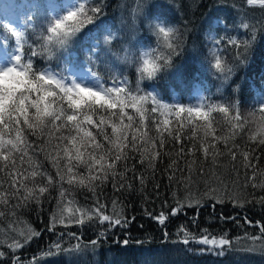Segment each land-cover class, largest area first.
I'll return each mask as SVG.
<instances>
[{
    "label": "trees",
    "instance_id": "1",
    "mask_svg": "<svg viewBox=\"0 0 264 264\" xmlns=\"http://www.w3.org/2000/svg\"><path fill=\"white\" fill-rule=\"evenodd\" d=\"M53 1L56 0H0V24L3 23L5 5L18 6L15 15L20 20L28 45L34 41L43 43L41 32L47 35V28L55 21L49 16ZM79 2V5H85L86 12L90 6L102 5L98 19L86 24L72 38L66 50L54 49L50 55L44 52L33 58L34 69L49 68L62 72L70 57L76 54L78 59L85 60V67H89L105 86L118 79L126 81L124 86L134 94L138 89L141 95L151 92L157 100L170 101L173 109L176 104L192 106L199 99L203 101L205 111L214 110L210 111L208 120L191 117L194 121L198 119L195 128H192L194 122L190 121L186 112L179 117L175 110L166 116L157 112L160 119L169 121L167 126L159 123L158 131V122L151 113L154 105L149 98L144 105L149 116L147 128L141 126V132L147 131L152 143L145 144L137 134L136 148L129 145L123 149L129 158L117 162L114 169L118 174L124 173L125 179L120 181L117 176L113 181L110 171L109 179L103 183L98 180L90 182L89 168L82 163L89 160L93 165V174L100 166L95 165L90 157L104 155L102 163H112L111 155L116 150L108 151L112 146L103 135L98 134L96 127L84 125L91 128L102 148L92 153L90 147L77 143L81 153V159L77 160L75 147L69 143L76 135L74 128L71 135L67 133V127L60 132L49 127L43 134L37 131V135H32L22 125V135L27 137L28 143L33 146L39 144L43 150L35 151L33 147L27 148L24 153L13 151L9 162L0 160V168L8 165V174L0 172V192H4L8 200L7 204L0 203V212L5 213L0 216V253H3L0 264H264V251H244L253 246L261 247V240L253 243L251 238L260 236V227L264 226V204L259 202L264 197V187L261 186L264 185V145L259 144V139L263 137L257 132V125L264 115L258 103L264 97V4L257 2L250 5L247 0ZM151 23L160 24L165 30L172 27L176 32L165 38ZM245 24L247 28L243 27ZM209 28L215 39L223 41L219 46L215 40L207 38ZM4 35L3 29H0V39ZM178 36L182 37L183 43L177 54L170 55L172 49L169 45L175 46ZM229 37L237 40L239 47L229 44ZM106 38L110 43L105 42ZM95 39L100 47L94 51L99 56L89 53ZM14 40L9 34L10 47L14 46ZM243 41L248 42L247 47L241 43ZM28 45L24 46L26 57L30 56ZM145 49L146 59L161 65V70L151 81L136 71L143 63L142 52ZM217 57L222 67L233 69L227 80L218 78L220 73L214 68ZM165 59L169 65L166 68ZM173 94L178 99L175 103L171 98ZM219 105L230 106L229 113L223 115L215 110ZM63 106L67 109L65 102ZM126 111L136 118L134 128L139 126L135 111L132 108ZM237 113L241 117L239 121L235 119ZM100 115L98 110L93 120L98 122ZM250 118H255L254 125L246 131ZM154 120L156 123H153ZM125 123H128L126 119ZM209 123L211 135L207 137V142H214L216 148L225 153L217 157L215 164L211 155L205 159L201 150H197L195 156L188 153L193 144L199 149L203 128ZM57 124L60 122L57 121ZM169 131L172 136H169ZM105 133L111 136L110 126H105ZM161 134L163 148H160ZM131 135L130 130L129 139ZM176 135H179L180 142L174 138ZM253 135H256V140L251 139ZM58 136L66 140H58ZM213 137L220 139L214 141ZM10 138H15L14 131L5 135V139ZM225 141L229 146H238L233 149L237 152L235 161L227 155ZM182 146L185 152L177 156ZM65 148L69 149L68 153L64 152ZM146 148L148 151H145ZM157 151L160 156L153 161L154 170L148 166V158ZM244 151L249 153V167H245L246 162L241 155ZM142 158L145 161L143 164L140 163ZM193 159L196 163L192 165L189 180L185 161ZM53 160L65 177L63 181L57 175ZM173 160H177L184 171H176L173 181L169 182V175L174 169L168 166ZM12 161H15V168L11 166ZM69 166H72L71 174L67 172ZM133 166L135 172L130 170ZM201 168L214 174L208 180V186L220 191L227 189L229 195L236 199H225L222 204L211 199L213 193L208 191L206 178L200 175ZM33 172L37 173L35 177ZM41 172L45 175H40ZM49 175L53 177V183L38 201L30 198L27 204H23L25 190L21 188L16 193L11 187L13 179L23 180L29 189L38 192L39 187L48 184ZM69 176H75L72 184L67 182ZM138 177H143L144 182L141 183ZM81 179L84 180L83 185L79 183ZM113 183L117 185L115 188ZM120 183H124L125 187L120 188ZM128 184L132 187L129 188ZM206 192L208 195H205ZM178 201L183 204V210L172 215ZM18 203L21 206L14 207ZM98 205L103 206L100 212L96 211ZM161 213L165 217L164 224L155 219ZM101 215L112 219L101 222ZM116 218H121V225L114 224ZM77 220L83 222L78 223ZM123 221H128L127 225ZM68 233H74L76 238ZM205 236L210 240L227 238L232 243L224 246L223 255H219V246L199 242ZM185 238L189 240L188 244L183 242ZM125 239L129 241L127 245L122 243ZM93 240L97 241L96 245L91 244ZM57 243L61 250H57ZM77 244L86 247L75 250ZM63 249L74 250L68 252Z\"/></svg>",
    "mask_w": 264,
    "mask_h": 264
},
{
    "label": "snow or ice",
    "instance_id": "2",
    "mask_svg": "<svg viewBox=\"0 0 264 264\" xmlns=\"http://www.w3.org/2000/svg\"><path fill=\"white\" fill-rule=\"evenodd\" d=\"M261 4H264V0H259ZM248 4H255L257 0H247ZM102 12V5L90 6L85 11V5L82 3L78 9L69 11L68 14L64 15L60 19H56L46 30L45 32H41V38L43 43L39 41H34L33 44L28 45V40L25 39V32L17 31L14 23L12 22H4L0 24V29H3L5 35L2 39H0V54H8V50L10 47L9 42V34L11 37L15 38L14 46V54L10 56V62L3 68H0V160L9 162L10 154L13 151H18L24 153L27 148H33L35 151H42L43 149L39 144L33 146L28 143L27 137L22 135L23 129L22 125L26 126L27 130L31 131L32 135H37V131L41 134L44 133L46 129H49L51 126L52 129H55L56 132H60L63 128H68V131L71 132L73 128L76 131V135L72 136L69 143L75 147L76 157L75 159H81L80 148L76 147L77 143L84 147H90L92 153H95L97 149H101L102 145L97 141L96 136L92 131H89L84 125L94 126L98 129V134L103 135L104 139L109 142L112 146L109 149V152H112L115 149V152H112L111 159L112 163H102L105 160V156L101 155L99 158L90 157V159L94 160L95 165H99L100 168L96 170V174H93V165L89 163V160H84L82 163L85 167L89 168V180H98L101 183L109 179V173L111 171V178L113 181L116 180L117 176H119L120 181L125 179L124 173H116L114 171L116 167V163L121 161L122 159H128L126 153L123 152V149H126L131 145L132 148H136L137 139L139 137L144 141L145 144L152 143V138L148 137L147 131L141 132V126L147 128L146 121L148 120V110L144 107L145 103L148 101L149 97L152 100L154 106L151 108V113L155 114L159 112L160 116L169 115L175 110V114L177 117L180 116L181 113H187V117H195L202 118L204 120H208L210 111L214 109H209V111L204 110L203 101L200 102L199 106H189L185 107L182 104H176L174 106H170L167 104H160L156 98V95L153 93H148L146 95L139 94V90L137 89L136 94L133 93L132 90L126 89L124 86L127 82L120 81L118 79H114L110 86H105V83L101 81L98 77H96L95 73L90 68H75V67H67L62 72L54 73L49 69H34L33 67V58L42 55V53L47 52L49 55L51 52L55 50H66L69 44L71 43L72 38L81 31V29L86 24H91L94 20L98 19L99 15ZM30 19V17L28 18ZM5 21L10 20L9 17H4ZM154 29H158L159 33H163L165 38L169 36V34L176 32V29L169 27L165 30L160 24H150ZM243 27L247 28L248 25L245 24ZM212 29L208 30V39L215 40L217 46L223 43L222 40H217L215 37L211 35ZM97 39V38H96ZM96 39L94 44L90 47V54L94 56H99L98 52H95L94 49L99 48L100 45L96 43ZM106 43H110V40L106 38ZM183 43L182 37H177L176 45H169L172 49L170 55L177 54V50L180 48ZM228 43L233 47H239V43L237 40L228 38ZM247 47V41L241 42ZM28 45L30 49V56L25 55L24 46ZM246 59V57H245ZM130 62V58H129ZM167 60L165 59L164 67H168ZM215 70L220 73L218 78H222L227 80L229 76L232 74L233 69L222 67L221 60L217 57L214 64ZM152 72L149 75H155L157 70H161V65L156 64L154 61L152 63ZM90 78H95L97 82L96 86H87L82 81ZM35 96V98H33ZM66 102L67 109L64 108L63 104ZM260 106V112L264 114V97H261L258 100ZM132 108L139 118V126L134 128V124L136 123V118L129 114L126 109ZM30 109H34V114H30ZM70 110V113L69 111ZM101 112L99 121L96 122L93 120V115L97 113V111ZM221 113L228 114L230 111V106L219 105L218 109ZM103 113H107L104 115ZM22 118V119H21ZM115 118V119H114ZM125 119L128 123H125ZM236 120H240L241 117L237 113ZM59 121L60 124L56 122ZM118 121V122H117ZM153 123H156L154 120ZM169 121L167 119L163 120V124L167 126ZM70 126V127H69ZM105 126L111 127V136L105 133ZM157 130L160 131L159 124H156ZM235 127V125H234ZM211 124H207L204 126L203 131L204 135L200 138V146L199 149L196 148V145L193 144L192 148L188 149V153L192 156H195V152L197 150H201L205 159L211 155L212 163L215 164L217 162V157L221 155H225V153L220 152L215 143H208L207 137L211 135L210 132ZM132 131L131 139H129V131ZM15 132V138L5 139V135L10 134L11 132ZM257 132L261 137H264V115L261 116V122L258 125ZM169 136H172V132H168ZM196 135L194 130L193 136ZM79 138V139H77ZM177 142H180L179 135L174 137ZM58 140L64 139L63 136H58ZM192 139V137H189ZM220 138L213 137V140H217ZM251 139L256 140V135H253ZM90 141V143H89ZM259 144L264 145V138L259 139ZM164 146V139L161 134L160 136V148ZM153 147H155L153 143ZM225 147L227 149V155L231 156L233 161L237 158V152L233 149L238 148L237 145L233 144L231 146L228 145L227 141H225ZM69 149L65 148L64 152L68 153ZM145 151H148L146 148ZM185 149L182 146L177 153V156L184 154ZM7 153V154H6ZM243 156V160L246 162L245 167L251 166L249 162V153L244 151L241 153ZM160 156V153L152 152L148 158V166L155 170V164L153 161ZM143 157V154H142ZM145 161L142 158L140 163L143 164ZM187 164V169L189 172L188 179L191 180V172L192 165L196 163L193 159L192 161H185ZM11 166L15 168V161L11 162ZM53 166L57 167V175L60 176V180L63 181L65 179L64 175L61 174L60 168L57 166L55 160H53ZM175 166V167H174ZM8 165L5 164L3 168H0V172L7 173ZM168 168H173L174 171L169 175V182H172L175 177V172L180 171L183 172L184 169L179 167L178 161L173 160ZM131 171L135 172V167L133 166ZM167 171V169H166ZM67 172L69 174L72 173V166L67 168ZM17 176L20 173H16ZM33 177L37 175L36 172L32 173ZM40 175H45V173L41 172ZM200 175L205 177L206 186H208V180L211 179V176L214 174H209L204 171L203 168L200 169ZM255 176V168H253V178ZM141 183L144 182L143 177H138ZM251 179V178H250ZM48 184L46 186H41L38 188V192H33L32 189H29L27 185L23 182V180L13 179L11 181V187L15 189L16 193L20 192V189L23 188L26 192L22 197L23 204H27L30 198L39 200V196H42L47 190L48 187L53 183V177H47ZM75 180V176H69L68 183L72 184ZM80 184H84V180L81 179L79 181ZM222 183V182H221ZM19 184V187L17 186ZM117 185L113 183V187L115 188ZM129 188L132 187L131 184L127 185ZM264 187V185H261ZM0 187H2V182H0ZM120 188L125 187L124 183L119 184ZM159 187V185H157ZM253 187H257V185L253 184ZM208 191L213 193L211 199L216 200L217 203H224L225 199H236L235 197L229 195L227 189L222 191L217 188H212L208 186ZM93 192L95 193V189L93 188ZM63 195V193H61ZM208 195V192L205 193ZM260 203L264 204V197L260 198ZM0 203L7 204L8 200L5 198V193L0 192ZM197 205L200 204V201H196ZM21 204H17L14 207H20ZM191 206V205H189ZM102 205H98L97 212H100ZM183 210V204L178 201L177 208L172 210V215H175L178 211ZM5 213L0 212V216H3ZM101 222L110 221L112 218L108 215H101L99 217ZM158 219L160 224H164L165 217L164 214L161 213L160 216L155 217ZM78 223H82L83 221L77 220ZM128 221H123V224L127 225ZM251 223V222H249ZM259 224V222H257ZM115 225H121V218H116L114 220ZM111 226V225H110ZM260 236L252 237L253 243L256 240H261L262 245L260 248L255 246L244 249L247 252H255V251H264V226L260 227ZM39 235V233H35ZM68 235L75 237L74 233H68ZM185 244L189 243V240L185 238L183 241ZM200 243L204 245H213L219 246L220 252L217 253L219 255H223L224 246H230L231 241L227 238L217 239H209L205 236ZM123 245H127L129 241L127 239L123 240ZM92 245H96L97 241H91ZM86 246H82L77 244L74 246L75 250H82ZM57 250H61L59 243L56 245ZM74 249H63V251L72 252ZM0 256H3V253H0Z\"/></svg>",
    "mask_w": 264,
    "mask_h": 264
},
{
    "label": "rangeland",
    "instance_id": "3",
    "mask_svg": "<svg viewBox=\"0 0 264 264\" xmlns=\"http://www.w3.org/2000/svg\"><path fill=\"white\" fill-rule=\"evenodd\" d=\"M58 4H56L55 6H53V10H51V12H50V17H52V19L53 20H56V19H60L61 17H63L64 15H66V14H68V12L69 11H73V10H76V9H78L79 8V0H57L56 1ZM257 2H259V0H257ZM260 3V2H259ZM53 4H55V1L53 2ZM61 6L62 8L61 9H59V7L58 6ZM5 9H6V12H5V14H4V17L5 16H7V17H9L10 18V20H8V21H3V23L4 22H12V23H14L15 21H17L18 20V18H16L15 17V8H17L18 9V6L16 7L15 5H11V4H8L7 5V7H6V5H5V7H4ZM57 9H59V11H57ZM85 9H87L86 7H85ZM12 11V12H11ZM4 17L2 18V19H4ZM14 25H15V27L17 28V26H20V23H19V21H18V23H14ZM17 30V29H16ZM146 53V49L145 50H143V52H142V54H143V56H144V59H146V57H145V54ZM82 60V59H81ZM83 61V60H82ZM10 62V57L9 56H6V55H2V54H0V68H3V67H5L6 65H7V63H9ZM84 84H86L87 86H93V87H95L96 86V84H97V82L95 81V78H90V79H86V80H83L82 81ZM110 86V85H109ZM149 93H151V92H149ZM33 98H35V96H33ZM150 98V97H149ZM150 100H151V98H150ZM159 100V99H158ZM152 101V100H151ZM66 103V102H65ZM159 103L160 104H167V105H169V103H170V101H168L167 102V100L165 101V100H159ZM154 105V104H153ZM127 109H129V108H127ZM34 112H35V110L34 109H30V114H34ZM223 115H224V113H222ZM153 118L158 122V124L159 123H162L163 122V120L162 119H160L158 116H157V114L155 113V114H153ZM22 119V118H21ZM255 120V118H250V119H248L247 120V123H246V131H248L249 129H251L252 128V126L254 125V121ZM190 121L191 122H194V126H192V128H195V126H197L196 125V123L198 122V119L196 120V121H194V120H192L191 118H190ZM205 122H207V121H205ZM204 122V123H205ZM259 122V121H258ZM57 123V122H56ZM260 124V122L258 123V125ZM257 125V126H258ZM49 127H51V126H49ZM91 128H93V126L91 127ZM91 128H87L89 131H91ZM54 131H55V129H54ZM71 132H74V131H71ZM76 132V131H75ZM67 133H69L70 134V132H68L67 131ZM64 134V133H63ZM257 134V133H256ZM71 135V134H70ZM70 135H67V136H70ZM66 136V137H67ZM65 138V137H64ZM264 138V137H263ZM65 140H66V138H65ZM75 162V161H74Z\"/></svg>",
    "mask_w": 264,
    "mask_h": 264
},
{
    "label": "clouds",
    "instance_id": "4",
    "mask_svg": "<svg viewBox=\"0 0 264 264\" xmlns=\"http://www.w3.org/2000/svg\"><path fill=\"white\" fill-rule=\"evenodd\" d=\"M152 63L153 61L144 59L142 65L136 69V71L139 72L142 76L146 75L149 81H151V79L154 78L155 75L159 72V70H157L155 75H149V73H151L153 70Z\"/></svg>",
    "mask_w": 264,
    "mask_h": 264
}]
</instances>
